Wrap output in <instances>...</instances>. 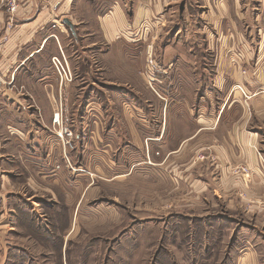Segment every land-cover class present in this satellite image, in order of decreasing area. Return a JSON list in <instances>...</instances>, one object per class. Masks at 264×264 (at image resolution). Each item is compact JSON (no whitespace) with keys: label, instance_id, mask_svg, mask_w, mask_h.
Here are the masks:
<instances>
[{"label":"rangeland","instance_id":"374dc122","mask_svg":"<svg viewBox=\"0 0 264 264\" xmlns=\"http://www.w3.org/2000/svg\"><path fill=\"white\" fill-rule=\"evenodd\" d=\"M186 5L193 12V0H181L135 26L129 19L127 42L99 41L90 24L81 34L93 33L97 44L81 50L59 33L65 51L50 48L36 59L48 70L32 77L51 79V97L42 115L23 108L22 128L36 132L21 141L37 149L25 156L26 167L1 168L9 181L0 183V264H264V211L197 199L193 141L169 155L193 133V99L206 90L185 87L184 67L196 66L205 47ZM61 54L71 74L64 83L51 62ZM197 62L209 58L197 55ZM33 87L7 90L29 101ZM201 155L194 171L205 175L213 162Z\"/></svg>","mask_w":264,"mask_h":264},{"label":"crops","instance_id":"0c3cea01","mask_svg":"<svg viewBox=\"0 0 264 264\" xmlns=\"http://www.w3.org/2000/svg\"><path fill=\"white\" fill-rule=\"evenodd\" d=\"M179 2L181 0H110L105 5L106 12L102 13L98 12L102 0H22L13 15L0 7V173L5 165L25 168V156L37 151L31 143L23 146L21 141V136L36 132L29 134V130L25 132L22 128L21 122L28 115L23 108L27 104L30 116L31 112L42 115L43 105L50 102L51 79L34 80L32 76L45 68L48 70L47 65H37L41 61L36 59H43L50 48L65 51L59 42V33L61 41L65 35L72 39L74 48L81 50L85 42L97 44L93 33L81 34L90 24L99 41L114 43L125 39L123 42H127L133 38L132 34L126 35L127 28L162 14L164 7ZM188 11L191 10L186 5L185 12ZM190 16L195 24L201 23L200 31H194L203 36L205 47L195 55L196 66L184 67L188 72L185 87L197 89L200 86L206 90L193 99V133L169 155L182 152L193 141L192 187L197 199L206 194L208 198H221L229 205L238 200L241 206H249L247 211H264V0H193ZM129 19L133 22L131 26ZM64 21H68L72 29ZM59 23L65 24L64 28L53 31L51 26L57 27ZM52 35L58 40L57 45ZM196 46L194 49H198ZM197 55L207 56L209 62L199 64ZM7 73H10L8 78ZM125 76L128 78V73ZM25 86L35 87L29 101L12 98L7 90L25 89ZM237 87L243 88L246 97ZM11 109H17L18 118ZM166 123L165 115L164 128ZM198 153L213 162L206 164L209 169L205 175L194 171L202 163L194 162ZM239 164L249 169L247 176L234 174L233 168ZM21 172L24 176L21 179L27 180L28 174L25 175L23 169ZM6 181L9 180L4 173L0 174L3 188ZM3 229L1 233L6 238L11 231Z\"/></svg>","mask_w":264,"mask_h":264},{"label":"built area","instance_id":"2783aa9c","mask_svg":"<svg viewBox=\"0 0 264 264\" xmlns=\"http://www.w3.org/2000/svg\"><path fill=\"white\" fill-rule=\"evenodd\" d=\"M22 0H0V7H2L8 14L13 15L16 10L19 8V5ZM62 59L58 57H53L51 62L52 66L56 69L58 72L61 80L64 82H68L71 78L70 71L68 67L66 66L65 61L63 60V55L61 54ZM55 120H59V115L57 114L55 116ZM249 172V169L246 166H239L235 168L234 174L239 176H247Z\"/></svg>","mask_w":264,"mask_h":264},{"label":"water","instance_id":"95a60500","mask_svg":"<svg viewBox=\"0 0 264 264\" xmlns=\"http://www.w3.org/2000/svg\"><path fill=\"white\" fill-rule=\"evenodd\" d=\"M64 23H65L68 27H70V28L72 29V27H71V25H70V23H69L68 21H64Z\"/></svg>","mask_w":264,"mask_h":264}]
</instances>
